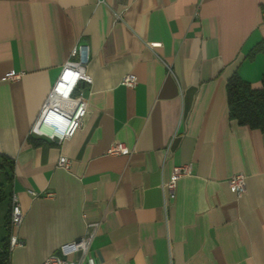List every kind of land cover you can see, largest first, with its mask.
Wrapping results in <instances>:
<instances>
[{"label":"crops","instance_id":"1","mask_svg":"<svg viewBox=\"0 0 264 264\" xmlns=\"http://www.w3.org/2000/svg\"><path fill=\"white\" fill-rule=\"evenodd\" d=\"M261 42L264 0H0L4 229L13 195L24 213L10 264H41L93 223L96 264H264V134L231 121L227 101L235 72L261 88L264 54L247 59ZM79 46L87 116L73 139L37 144L32 127ZM115 143L130 154L109 155Z\"/></svg>","mask_w":264,"mask_h":264},{"label":"built area","instance_id":"2","mask_svg":"<svg viewBox=\"0 0 264 264\" xmlns=\"http://www.w3.org/2000/svg\"><path fill=\"white\" fill-rule=\"evenodd\" d=\"M88 63L89 59L83 47L74 48L71 59L63 67L48 95L39 119L32 127L30 133L32 136L57 143L71 140L76 136L88 113L85 87H90L93 84V79L87 72ZM20 77L21 75L16 73L7 75V79L10 81L19 80ZM121 84L129 89H135L138 79L133 74H127ZM108 154L112 156L128 155L130 150L123 143H115L110 147ZM59 166L69 169L70 162L66 157H61ZM191 172L192 165L176 166L173 169V179L165 184L171 198L175 196L177 182L183 177L190 176ZM229 186L239 199L243 198L247 192L246 176L243 173L233 175L229 179ZM31 195L40 197L34 192H31ZM46 196L51 197L52 194ZM11 209L10 247L12 250L23 244L15 233L24 220V213L16 195L12 196ZM98 229L99 224L97 223L88 225L87 233L80 240L63 244L57 253L41 264H96L89 258V252Z\"/></svg>","mask_w":264,"mask_h":264},{"label":"trees","instance_id":"3","mask_svg":"<svg viewBox=\"0 0 264 264\" xmlns=\"http://www.w3.org/2000/svg\"><path fill=\"white\" fill-rule=\"evenodd\" d=\"M262 53L264 54V42L257 44L250 51L247 59L252 61L258 54ZM227 101L231 121H237L239 125L244 127L260 130L264 134V77L261 88L256 89L235 72L227 82ZM34 142L42 144L48 141L41 139ZM0 169L5 172L6 181L10 182L14 171L13 163L8 159H4L0 161ZM6 199L7 195L3 185H0V203L6 201ZM11 213L12 209L10 208L5 218V233L0 237V264L11 263Z\"/></svg>","mask_w":264,"mask_h":264},{"label":"rangeland","instance_id":"4","mask_svg":"<svg viewBox=\"0 0 264 264\" xmlns=\"http://www.w3.org/2000/svg\"><path fill=\"white\" fill-rule=\"evenodd\" d=\"M1 207H4V206H0V237H2L5 233V229H4V226H3V222H4V217H3V214H2V211H1Z\"/></svg>","mask_w":264,"mask_h":264}]
</instances>
